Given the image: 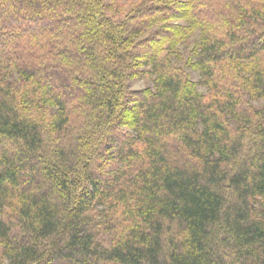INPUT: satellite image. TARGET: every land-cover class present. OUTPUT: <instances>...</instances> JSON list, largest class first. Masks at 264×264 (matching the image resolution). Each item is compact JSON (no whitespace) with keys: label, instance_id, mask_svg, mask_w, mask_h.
<instances>
[{"label":"trees","instance_id":"obj_1","mask_svg":"<svg viewBox=\"0 0 264 264\" xmlns=\"http://www.w3.org/2000/svg\"><path fill=\"white\" fill-rule=\"evenodd\" d=\"M112 5L0 0V264H264V0Z\"/></svg>","mask_w":264,"mask_h":264},{"label":"rangeland","instance_id":"obj_2","mask_svg":"<svg viewBox=\"0 0 264 264\" xmlns=\"http://www.w3.org/2000/svg\"><path fill=\"white\" fill-rule=\"evenodd\" d=\"M103 1L106 4H113L112 6L116 7L117 13H119L118 17L122 18L123 15L125 13H127L132 8V6H134L137 3V1H139V0H103ZM115 13H116V11H115ZM175 23L185 24V21L184 20H178V21H175ZM152 33H153V31L149 32L148 35H151ZM197 38H198V33L196 32L190 38V41L188 42V45L186 48H183V46H180V49H182V52H183L182 54H183L184 58L187 57L189 54L191 55V51H190L191 47L195 44ZM184 63H185V59H183L180 64L184 66ZM148 69H149V65H144L141 68H138V70H140L142 72V74H141V72H139L140 73L139 75H137L135 78L131 79L128 82V86L130 89H139V88H143L147 85L152 84V77L147 76L145 73H143V72L147 71ZM185 72L187 74V77L190 80H193L195 82L200 81L199 72L197 70L187 67V69L185 68ZM198 89L201 92L205 91V88L202 87L201 85H198ZM253 104L256 107H259V106H262L264 104V101L263 100L253 101ZM103 236H104L103 238H102V236L99 238V240L101 242H105L107 240V237H106L107 235H103Z\"/></svg>","mask_w":264,"mask_h":264}]
</instances>
